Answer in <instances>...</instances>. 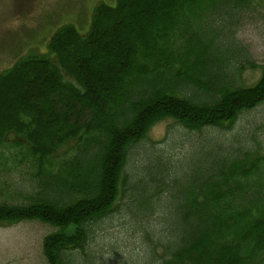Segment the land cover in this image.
<instances>
[{"label":"trees","instance_id":"16d2710c","mask_svg":"<svg viewBox=\"0 0 264 264\" xmlns=\"http://www.w3.org/2000/svg\"><path fill=\"white\" fill-rule=\"evenodd\" d=\"M254 1L101 4L85 36L66 25L48 54H30L2 73L0 145L19 138L12 156L33 161L28 177L36 191L21 203H0V226L39 220L56 227L43 240L47 263L75 264L90 227L125 194L142 215L155 213L148 176L132 174L131 157L157 124L232 130L264 105V68L245 87L235 43L236 20ZM234 141L212 138L190 151L189 166L173 181L180 189L170 190L172 237L150 264H264V147ZM154 165L148 168L160 183L167 169L159 159Z\"/></svg>","mask_w":264,"mask_h":264},{"label":"rangeland","instance_id":"374dc122","mask_svg":"<svg viewBox=\"0 0 264 264\" xmlns=\"http://www.w3.org/2000/svg\"><path fill=\"white\" fill-rule=\"evenodd\" d=\"M101 4L115 6L116 0H0V75L23 57L48 54L52 37L66 25L74 26L85 36ZM234 29L235 43L240 50L238 59L245 65L240 80L245 87H252L264 68V0H255L244 9ZM51 58L55 62L54 55ZM61 74L76 89L81 87L63 70ZM212 138L225 143L234 141L235 147H239V140L247 139L253 145L264 147V105L245 113L232 130L190 132L172 120L157 124L146 141L132 150L131 157L132 174L148 176L155 213L149 217L142 215L130 203L128 193L125 194L111 215L90 227L88 242L84 251H79V259H74L75 264H150L152 254L160 259L164 254L163 244L172 237L169 207H174L176 200L169 197L170 190L181 187V182L174 184L173 181H180L181 172L189 166L190 151L207 146ZM18 141L12 134L0 145V190H6L0 203H21L27 194L36 191V184L28 177L29 164L33 161L12 156L18 152L11 149ZM69 148L70 145L60 150L58 163L70 155L64 154ZM155 159L161 160L167 169L162 179L165 181L160 183L156 181L160 175L148 168L155 167ZM10 194L16 196L8 199ZM54 231L56 227L39 220L0 226V264H48L43 254V240Z\"/></svg>","mask_w":264,"mask_h":264}]
</instances>
